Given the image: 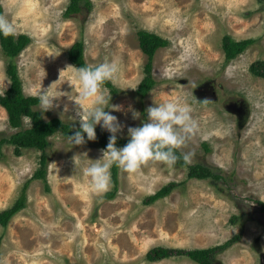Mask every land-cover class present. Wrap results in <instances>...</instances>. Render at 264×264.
Returning <instances> with one entry per match:
<instances>
[{"label": "rangeland", "instance_id": "374dc122", "mask_svg": "<svg viewBox=\"0 0 264 264\" xmlns=\"http://www.w3.org/2000/svg\"><path fill=\"white\" fill-rule=\"evenodd\" d=\"M89 1L88 9L65 17L68 0H0L3 15L16 27L15 35L30 38L15 60L24 94L39 97L47 89L48 96L58 97L53 100L57 107L44 112L39 103L35 108L42 117L80 126L74 101L80 91L77 66L67 53L82 40L88 65L112 59L120 64L119 78L109 81L115 91L102 86L105 95H111L110 103L121 108L105 109L124 126L117 136L129 138L127 129L141 125L149 106L187 104L197 128L177 150L182 156L191 154L189 164L202 163L221 179L213 184L209 179H187V167L149 160L135 173L119 167L115 196L109 199L106 192H94L83 175L103 149L87 137L85 144L74 146L57 131L48 137L45 149L47 183L33 178L25 207L6 228L0 225V264H197L184 255L149 261L145 254L157 246L211 247L238 233L239 241L219 253L214 264H264V211L259 203L264 202V78L249 70L252 62L264 60V4ZM140 30L167 40L153 56L155 84L142 99L136 89L148 60L139 47ZM225 34L254 42L225 63L221 41ZM6 62L0 47V93L10 84ZM205 85L209 91L202 90ZM29 125L24 117L23 126ZM16 130L0 106V138ZM16 149L11 143L2 147L0 211L16 201L24 182L39 167L40 150L19 147L15 153ZM170 181L182 184L154 203L143 202ZM113 189L111 179L108 191ZM233 216L239 218L233 222ZM117 238L124 245L115 243Z\"/></svg>", "mask_w": 264, "mask_h": 264}, {"label": "trees", "instance_id": "16d2710c", "mask_svg": "<svg viewBox=\"0 0 264 264\" xmlns=\"http://www.w3.org/2000/svg\"><path fill=\"white\" fill-rule=\"evenodd\" d=\"M264 4V0H258ZM89 0H68V4L65 7L63 15L65 17H71L82 11V7H90ZM0 15H3V8L0 3ZM139 47L141 51L147 55V63L145 64L144 73L145 75L139 82L136 94L142 99L152 86L155 84V80L151 73L152 59L156 50L160 47L167 45V40L163 37L145 30L138 31ZM222 49L224 52L225 63L236 58L239 54L246 50V48L254 42L252 38L235 40L228 34L223 35ZM30 43V38L26 34L11 35L8 37L0 36V47L3 54L7 58L6 62V74L9 78L10 84L8 88L0 93V106H2L7 113V121L10 127L16 128L17 130L8 137L0 138V156L2 154V147L5 143L14 144L17 148L15 153L19 152V147H34L41 151L39 156V167L35 169L32 177L24 182L22 185L21 193L16 201L7 209L0 211V225L6 228L12 217L15 216L21 209L26 205V189L29 186L31 180L41 179L46 182V167H47V154L45 149L49 144L48 137L53 133L60 131L65 137L73 134L79 129V125L73 126L70 123L62 121L58 117H52L45 120L42 117L41 112L35 107L40 103L38 97L32 95H25L23 92L22 81L18 74L17 64L15 62L18 54ZM67 57L71 63L75 66H86L88 65L84 58V44L82 40L74 42L68 49ZM249 70L252 74L264 78V60H256L249 65ZM104 86L111 88L115 91L112 84L108 81L105 82ZM27 117L30 121L28 127L23 126V119ZM86 137V134H85ZM109 137L105 130L97 125L96 127V139L97 144L102 149H106L109 142ZM129 138H122L117 136V147H123ZM206 151L209 148L206 143H203ZM176 154L180 157L175 165L187 167V179H209L212 184L215 183L213 180L221 179L219 173L213 171L210 167L202 164L195 163L189 164L183 159V156L176 150ZM118 170L119 167L113 165L112 171V182L114 184L113 191H108L104 195L106 198H113L118 184ZM182 183L170 181L167 184L160 187L154 193L144 198L145 204L154 203L160 198H163L171 193V191ZM48 188V187H47ZM262 210L264 211V202L259 201ZM239 217L233 216L231 221L235 222ZM241 233H238L226 241L205 248H169L164 246H157L148 250L145 254L146 259L149 261H158L164 258L171 257L173 255H184L192 259L197 264H214L216 257L219 253L226 250L232 244L239 241ZM1 241V237H0Z\"/></svg>", "mask_w": 264, "mask_h": 264}, {"label": "clouds", "instance_id": "9594fccd", "mask_svg": "<svg viewBox=\"0 0 264 264\" xmlns=\"http://www.w3.org/2000/svg\"><path fill=\"white\" fill-rule=\"evenodd\" d=\"M15 31V25L7 16L0 15V36L14 35ZM120 71V64L115 59L97 65L76 67L75 71L80 91L78 101H74L76 116L80 117V127L68 135V141L74 146L83 145L86 143L85 134L87 140L94 141L97 125L111 133L101 158L93 160V163L83 169V175L89 178L91 189L98 194L108 191L111 183L110 169L113 165L129 173L137 172L149 160L175 165L180 158L176 150L185 145L197 128L191 115L192 109L187 104L179 101L154 104L146 109V119L140 126L127 129L128 142L118 148L117 133L122 132L124 126L115 115L105 109L120 111L121 108L110 103L111 95H105L102 86L108 81L115 82ZM54 98L58 97L48 96L47 89L39 94L40 107L44 112L57 107L53 103ZM137 113L133 112L134 118L139 117ZM190 158V153L183 154L186 162Z\"/></svg>", "mask_w": 264, "mask_h": 264}, {"label": "crops", "instance_id": "0c3cea01", "mask_svg": "<svg viewBox=\"0 0 264 264\" xmlns=\"http://www.w3.org/2000/svg\"><path fill=\"white\" fill-rule=\"evenodd\" d=\"M69 202H72V200H71V197H69ZM65 210H66V206H65ZM66 213V212H65ZM67 214V213H66ZM47 223V222H46ZM124 235H126V238H127V241H129L131 238H129V236L127 235V234H124ZM123 237V236H122ZM119 238H117L116 240H115V243L117 242V244H119V245H124L123 243H125V242H121L120 240H118ZM121 239H123V238H121ZM118 241H120V242H118ZM109 247H111V246H109ZM108 247V248H109ZM110 250H111V248H109ZM112 249H113V252H115L116 253V249H117V246H115V244H113V246H112ZM114 258H115V256H114Z\"/></svg>", "mask_w": 264, "mask_h": 264}, {"label": "flooded vegetation", "instance_id": "af4514ba", "mask_svg": "<svg viewBox=\"0 0 264 264\" xmlns=\"http://www.w3.org/2000/svg\"><path fill=\"white\" fill-rule=\"evenodd\" d=\"M202 88H203L202 90H205V89H206L205 91H209V90L207 89V86H206V85H205L204 87H202ZM210 89H211V88H210ZM210 93H212V92L210 91ZM203 95H204L203 97H206V96H208L209 94H207V95H206V94H203ZM203 97H202V98H203ZM239 111H240V110L238 109V110H237V113H238ZM238 115H240V114L238 113Z\"/></svg>", "mask_w": 264, "mask_h": 264}]
</instances>
